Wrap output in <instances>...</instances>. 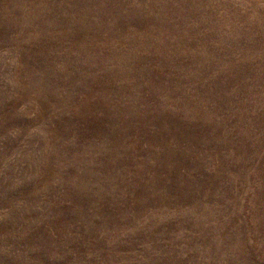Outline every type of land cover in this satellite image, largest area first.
I'll return each instance as SVG.
<instances>
[{
  "label": "rangeland",
  "instance_id": "1",
  "mask_svg": "<svg viewBox=\"0 0 264 264\" xmlns=\"http://www.w3.org/2000/svg\"><path fill=\"white\" fill-rule=\"evenodd\" d=\"M0 264H264V0H0Z\"/></svg>",
  "mask_w": 264,
  "mask_h": 264
}]
</instances>
